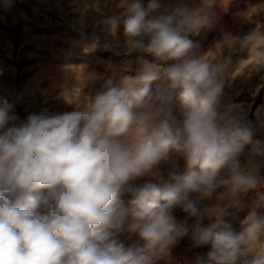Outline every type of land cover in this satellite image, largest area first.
I'll list each match as a JSON object with an SVG mask.
<instances>
[{
	"label": "clouds",
	"instance_id": "obj_1",
	"mask_svg": "<svg viewBox=\"0 0 264 264\" xmlns=\"http://www.w3.org/2000/svg\"><path fill=\"white\" fill-rule=\"evenodd\" d=\"M214 3L181 0L159 11V0H124L109 23L123 26L129 51L154 60L139 58L135 75L108 78L72 111L20 120L0 98V264H153L189 232L175 209L197 222L219 218L229 194L257 187L264 145L252 142L241 106L221 103L231 59L206 57L189 38L208 23ZM237 44L264 56V35L221 33V48ZM250 143L245 166L240 158ZM259 209L264 195L239 231L195 227L194 245L211 246L195 264H264ZM123 233L138 241L126 245Z\"/></svg>",
	"mask_w": 264,
	"mask_h": 264
},
{
	"label": "rangeland",
	"instance_id": "obj_2",
	"mask_svg": "<svg viewBox=\"0 0 264 264\" xmlns=\"http://www.w3.org/2000/svg\"><path fill=\"white\" fill-rule=\"evenodd\" d=\"M149 0H141L145 6ZM181 0H159L161 9L171 10ZM198 5L200 0H183ZM124 0H59L61 14L54 22H19L12 37L0 44V98L13 104L12 111L23 120L30 113L44 116L68 112L87 103L108 78L116 80L135 75L139 58H154L141 51H129L124 46L123 26L113 27L109 21L119 17ZM222 32L243 37L257 32L264 35V0H215L208 12V23L198 34L189 38L198 42L206 57H230L231 62L222 76V105L241 106L240 115L252 130V142L264 145V56L251 52V46L221 48ZM159 81L153 82L154 89ZM173 115L180 111V102L174 98ZM245 146L241 156L247 165V154L253 146ZM264 165V157H258ZM180 170L184 161L178 160ZM167 177L168 166L161 165ZM259 183L255 189L229 194L222 202L223 215L197 222L179 208L173 215L178 223H187L189 232L178 237L168 254L153 258V264H195L197 257L211 250L210 245L197 247L192 230L199 226L216 227L214 231L230 226L239 231L240 221L252 204L264 195V166L258 170ZM146 179V178H143ZM143 179L136 181L142 183ZM218 191H223L220 189ZM130 207V196L121 197ZM204 203H215L212 201ZM264 213V209L258 210ZM126 245L138 241L135 234L118 237Z\"/></svg>",
	"mask_w": 264,
	"mask_h": 264
},
{
	"label": "crops",
	"instance_id": "obj_3",
	"mask_svg": "<svg viewBox=\"0 0 264 264\" xmlns=\"http://www.w3.org/2000/svg\"><path fill=\"white\" fill-rule=\"evenodd\" d=\"M61 14L59 0H0V44L12 37L19 22H54Z\"/></svg>",
	"mask_w": 264,
	"mask_h": 264
}]
</instances>
